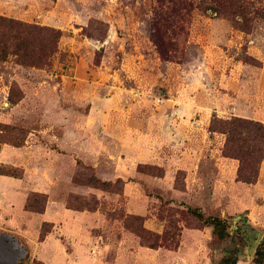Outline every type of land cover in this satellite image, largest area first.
<instances>
[{
	"label": "rangeland",
	"instance_id": "obj_1",
	"mask_svg": "<svg viewBox=\"0 0 264 264\" xmlns=\"http://www.w3.org/2000/svg\"><path fill=\"white\" fill-rule=\"evenodd\" d=\"M209 4L0 0V264H255L264 176L220 127L264 125V19Z\"/></svg>",
	"mask_w": 264,
	"mask_h": 264
},
{
	"label": "trees",
	"instance_id": "obj_2",
	"mask_svg": "<svg viewBox=\"0 0 264 264\" xmlns=\"http://www.w3.org/2000/svg\"><path fill=\"white\" fill-rule=\"evenodd\" d=\"M208 9L217 14H225L230 16L236 25L242 30H249L251 23L256 18L264 19V7L256 5L252 0H209ZM2 21L3 18L0 17ZM163 22L157 19L154 22V28L159 33V26H168L167 19H162ZM12 23V20L8 21ZM17 26V24H12ZM20 26V24H18ZM26 30L30 34H41L45 40L44 46L35 50L34 54L39 57V62L46 64L48 56L54 51L60 31L49 27L40 26L37 24H29ZM159 35V34H158ZM154 42L161 47L159 37L153 36ZM20 58L22 59L21 55ZM23 60V59H22ZM24 64H29L30 60L22 61ZM213 123L210 131L213 129ZM220 131L226 134V142L224 152L226 155L236 158L239 161L236 180L252 184L257 181L259 174V165L264 160V125L256 120L233 117L229 121L223 122ZM197 217L203 220L205 225H213L218 235H224L226 228L219 217H206L197 211L193 210ZM154 247L153 243H150ZM255 264L264 263V238L255 251L253 258Z\"/></svg>",
	"mask_w": 264,
	"mask_h": 264
},
{
	"label": "crops",
	"instance_id": "obj_3",
	"mask_svg": "<svg viewBox=\"0 0 264 264\" xmlns=\"http://www.w3.org/2000/svg\"><path fill=\"white\" fill-rule=\"evenodd\" d=\"M261 175L264 176V163H261L260 165V175L258 177L261 178Z\"/></svg>",
	"mask_w": 264,
	"mask_h": 264
},
{
	"label": "water",
	"instance_id": "obj_4",
	"mask_svg": "<svg viewBox=\"0 0 264 264\" xmlns=\"http://www.w3.org/2000/svg\"><path fill=\"white\" fill-rule=\"evenodd\" d=\"M254 248V247H253Z\"/></svg>",
	"mask_w": 264,
	"mask_h": 264
}]
</instances>
